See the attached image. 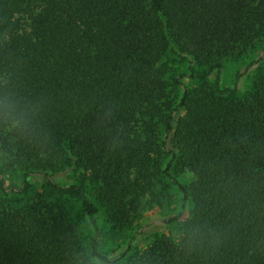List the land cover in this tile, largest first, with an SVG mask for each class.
I'll return each instance as SVG.
<instances>
[{
    "label": "trees",
    "instance_id": "trees-1",
    "mask_svg": "<svg viewBox=\"0 0 264 264\" xmlns=\"http://www.w3.org/2000/svg\"><path fill=\"white\" fill-rule=\"evenodd\" d=\"M263 34L264 0H0V264L101 257L63 202L29 193L33 174L77 193L95 228L91 197L122 228L161 202L162 174L172 179L174 219L192 203L179 233L115 264H264V75L241 98L238 77L228 88L207 79ZM170 50L202 68L197 86L177 93ZM65 171L78 183L50 179ZM6 172L20 184L3 186Z\"/></svg>",
    "mask_w": 264,
    "mask_h": 264
},
{
    "label": "rangeland",
    "instance_id": "rangeland-1",
    "mask_svg": "<svg viewBox=\"0 0 264 264\" xmlns=\"http://www.w3.org/2000/svg\"><path fill=\"white\" fill-rule=\"evenodd\" d=\"M263 48L264 34L244 54L238 57H223L220 60L219 72L217 74L215 71L212 72L207 77L208 81L213 83L218 76L220 85L223 88H228L234 86L238 77L237 88L235 92H232V96L241 98L249 95L254 90L255 81L264 75ZM165 61L169 66L166 74L167 79L169 80V76H180L181 84H177V93H181L183 87L192 88L200 83L199 80L190 77V74L202 68L197 66L190 58L180 56L170 50L165 57ZM184 114L185 110L183 108L178 109L174 113L173 126L178 117ZM171 134L169 137H171ZM169 145L171 146L170 143ZM168 160L169 156L165 159L164 166ZM169 171L173 178L183 184L190 180L188 172H175L172 166ZM4 178L3 186H18L21 182V175L16 172H6ZM50 179L61 185L78 183L76 174L71 171L52 174ZM28 180L30 182L29 193H42L65 204L69 217L76 225L80 239L89 252L92 251L95 238L97 237V249L101 257L92 256V258L98 264H109L102 257L114 261L112 264H115L116 261L123 260L135 251L145 248L158 235L169 234L176 236L181 229L182 221L190 215L192 209L191 201H186L182 214L178 219H174L181 209L182 196L172 179L162 174L156 184L161 202L147 207L138 218L122 228H113L107 220L102 207L94 197H91V200L97 206L95 228L88 216L86 206L77 193L57 194L54 189L48 186L47 178L42 174H33L29 176ZM0 193H2L1 190ZM9 195L11 194L9 193ZM18 197L11 195L8 198L12 201L17 200ZM24 198L25 196H20V199Z\"/></svg>",
    "mask_w": 264,
    "mask_h": 264
}]
</instances>
